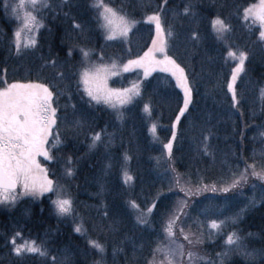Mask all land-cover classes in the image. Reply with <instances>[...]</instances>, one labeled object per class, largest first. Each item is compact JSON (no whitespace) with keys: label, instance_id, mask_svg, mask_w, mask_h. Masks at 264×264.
I'll return each instance as SVG.
<instances>
[{"label":"trees","instance_id":"16d2710c","mask_svg":"<svg viewBox=\"0 0 264 264\" xmlns=\"http://www.w3.org/2000/svg\"><path fill=\"white\" fill-rule=\"evenodd\" d=\"M258 1L103 0L135 21L127 40H108L101 10L94 7L96 0H47L50 7L34 13L43 25L33 30L36 44L21 46L18 54L13 33L19 21L10 8L5 12L0 0V87L4 81L49 87L59 118L49 140L60 136L56 147L48 145L52 159H38L55 191L26 198L18 185L22 198L15 205L0 204V264H53V257L55 264H148L157 244L168 242L164 228L181 201H187V207L174 231L175 239L185 246L184 264L189 250L204 257L197 264H220L217 253L224 250L231 232L244 238L249 251L264 249V180L252 176L248 167L264 168V41L259 26L244 18V9ZM17 2L8 0L10 5ZM156 13L165 34L172 32L166 37V53L184 69L192 94L169 155L164 143L171 135L182 93L168 73L155 71L141 80L140 95L118 109L103 102L89 105L80 82L86 67L115 64L119 70L145 52L154 29L144 19ZM216 19L223 20L228 31L218 34L213 28ZM81 49L89 53L87 59ZM229 51L247 57L234 85L235 107L227 87L235 66ZM140 76L134 69L118 72L108 79V87L126 88ZM77 120L79 128L74 127ZM96 133H101V141L90 148ZM246 169L247 181L228 192L186 197L181 191L205 185L222 189ZM125 172L132 177L127 182ZM57 199L71 200L70 213H58L53 203ZM237 214L235 224L229 221L222 232L209 235L212 219L222 221ZM140 216L148 223H138ZM78 226L80 232L75 231ZM181 228L185 233H202L203 242L191 248ZM17 232L21 233L18 243L35 241L47 256H17L11 244ZM90 240L103 245L105 252L92 248ZM116 249L120 251L114 255ZM225 264L250 262L233 252ZM254 264H264V257L257 256Z\"/></svg>","mask_w":264,"mask_h":264},{"label":"snow or ice","instance_id":"6c2138e0","mask_svg":"<svg viewBox=\"0 0 264 264\" xmlns=\"http://www.w3.org/2000/svg\"><path fill=\"white\" fill-rule=\"evenodd\" d=\"M50 7L47 0H18L17 3L10 5L8 0H4L5 12L11 9V15L20 22V27L13 33L15 37V45L17 53L23 47H32L36 44L33 30H39L43 25L37 19L34 14L40 8ZM94 7L100 9V19L103 21L102 27L106 30L108 35L106 39L113 40L118 36H127L130 29L134 26L135 21H130L126 16L121 15L117 10L108 7L103 0H96ZM190 6H186L184 11L188 13ZM245 20L251 18L254 23L258 22L260 25L259 38L264 41V0H259L258 5H251L244 9ZM149 21L155 22L157 39L153 40V47L144 53L143 57L137 60H130L127 65L124 66V71H128L130 66L143 67L145 70V76L150 74L151 71L157 70L170 72L176 79L177 86L184 92V105L179 109V115L176 117L177 122L180 121L181 116L184 115L188 109V105L191 101V88L189 87L188 80L184 75V69L181 68L173 59H171L165 49L167 47L166 37H170L172 32L169 30L165 34L164 29L161 26V17L157 15L149 16ZM79 28L80 25H75ZM213 28L222 34L228 31V26L223 20L216 19L213 21ZM24 34H27L25 38ZM195 38V35H194ZM85 59L88 58L89 53L81 49ZM156 53L163 56V59H157ZM71 55V52H69ZM228 56L233 59H238L239 63L232 70L231 81L228 82V91L232 93L233 106L238 104L234 85L237 80V76L244 70V62L246 60V54L240 52L237 55L236 52L229 51ZM53 64L55 62L53 61ZM116 65L111 66L99 65L86 67L80 73V82L84 85V92L88 96V103L94 101L96 103L103 102L104 104L112 107L113 109L121 108L127 104L132 103L133 99L140 95L139 86L133 85L131 88L126 89H112L108 87V79L110 76L117 75ZM63 76V73H60ZM261 95L264 96V89L261 90ZM75 107V106H73ZM145 111H148V106L145 105ZM122 118V113L117 112V119ZM57 109L53 107V92L49 90V87L43 84H22V83H7L3 82V87H0V204L15 205L20 193L17 192V187L22 186L23 195H32L35 197L38 194L44 192L55 191L53 181L48 179L46 169L42 168L37 160V157L43 156L45 160H51L48 145L51 143L52 147H56L60 143V136L57 134L54 138V142H50L49 137L53 133L54 127L58 121ZM81 121L74 122V127L79 128ZM173 124V128H175ZM155 128L153 127V131ZM175 131L173 132V139L175 138ZM264 135V133H262ZM207 140V137H205ZM101 141V133H96L92 137V143L90 148H95L97 142ZM165 148L171 153L172 144L169 142L165 145ZM205 151L207 149L205 148ZM127 159V157H125ZM252 169L251 175L260 180H264V168L257 170L255 165H249ZM67 174L72 175L71 169L67 171ZM125 181L131 180L132 177L125 172ZM248 179L247 169L241 173L238 177H234L230 184L222 189H217L215 186L209 188L205 185L200 187H182L181 191L184 192L186 197L199 195L203 191H222L228 192L232 188L237 187L242 182H246ZM56 205L59 214H67L71 211V200L69 199H57L53 201ZM255 204V201H252ZM136 207L135 203L132 204ZM187 207V201H181L179 209L168 219V222L164 228L166 233L167 243H158L152 250V259L148 264H184L185 246L184 244L177 243L175 239V227L180 219V214L183 213V209ZM152 209H148L151 213ZM242 212L244 209L241 210ZM239 219V214L235 217H229L225 220L218 221L212 219L208 223L210 230L209 235L212 232L220 233L223 228L231 221L235 224ZM138 223L147 224L148 221L143 216L138 217ZM75 231L80 232L81 228L78 226ZM181 234L185 241L191 248H195L197 245L203 242L201 233L196 235L184 232V229H180ZM251 236V234H249ZM21 233L17 232L11 240L12 251L17 256H22L25 253H35L40 256H47V251L42 246H38L35 241H24L23 243L17 242V237H20ZM244 238L237 235L235 232L227 234L225 240L224 250L217 253L220 259V264H225V260L235 252L242 255L246 261L250 264H254L257 256L264 257V249L248 250V247L243 242ZM89 244L92 248H95L99 253L103 254L105 248L103 245L95 240H90ZM120 249L114 250V255ZM187 264H197L198 260L204 259L197 252L189 250L187 251ZM53 264H55V257H53ZM100 264V262H98Z\"/></svg>","mask_w":264,"mask_h":264},{"label":"rangeland","instance_id":"374dc122","mask_svg":"<svg viewBox=\"0 0 264 264\" xmlns=\"http://www.w3.org/2000/svg\"><path fill=\"white\" fill-rule=\"evenodd\" d=\"M259 4V1L257 2V3H255L254 5H258ZM111 8V7H110ZM158 13H156V14H151V15H149V16H153V15H157ZM159 15V14H158ZM149 16H147L145 19H144V21H146V22H148V23H151L152 25H153V29H154V34H153V38H152V40H151V43H150V46L148 47V49L145 51V52H147L150 48H152L153 47V40L154 39H157V31H156V25H155V22H152V21H149L148 20V17ZM160 16V15H159ZM250 20H252L251 18H249ZM130 21H134V20H130ZM253 21V20H252ZM102 24H103V21L101 20V27H102ZM256 24L259 26V29H260V25H259V23L258 22H256ZM161 26H162V24H161ZM20 27V22H18L17 23V26H16V30L18 29ZM102 29H103V31H104V34H105V36H107L108 35V33L106 32V30L102 27ZM15 30V31H16ZM261 30V29H260ZM14 31V32H15ZM128 34H129V32H128ZM128 34H127V36H118L116 39H121V40H127V38H128ZM32 35H33V33H32ZM24 36H25V38H27V34H24ZM13 40H14V44H15V37H14V35H13ZM16 46V45H15ZM21 46H23V44L21 45ZM165 51H166V49H165ZM145 52H143L141 55H139L138 57H135V58H132V59H130V60H137V59H139L140 57H143L144 56V53ZM156 58L157 59H163V56L161 55V54H159V53H156ZM230 59H232V60H234V64H235V66H234V68L237 66V64L239 63V60L238 59H233V58H230ZM130 60H128V61H126L124 64H122V66L119 68V70H117V72H124V66L125 65H127L128 64V62L130 61ZM99 66V65H98ZM138 70L139 71V73H140V80H136V81H134L133 82V84H131L130 86H128V87H126V88H131L134 84L135 85H138L139 86V92H140V89H141V80H143V79H145V78H147L151 73H153V72H155V71H160L158 68H157V70H155V71H151L150 72V74H148L147 76H145V70H144V68L143 67H136V66H130L129 67V70L128 71H130V70ZM125 72H127V71H125ZM160 72H165V71H160ZM166 73H168L173 79H174V81H175V83H176V79H175V77L170 73V72H166ZM184 75H185V73H184ZM111 77V76H110ZM186 77V76H185ZM13 83H17V82H13ZM10 84V83H9ZM22 84H28V83H22ZM34 84H38V83H34ZM83 85V84H82ZM176 85H177V83H176ZM178 87V86H177ZM83 88H84V85H83ZM126 88H123V89H126ZM179 88V87H178ZM180 89V91H181V93H182V104H181V107H183V105H184V92H183V90L181 89V88H179ZM191 100H192V94H191ZM190 104H191V101H190V103H189V105H188V108H189V106H190ZM180 107V108H181ZM188 110V109H187ZM186 110V111H187ZM185 111V112H186ZM148 111H146V113H147ZM180 113H179V111H178V114L176 115V117L179 115ZM185 114V113H184ZM173 124H175L176 126H175V128H173ZM177 126H178V122H177V120H176V118H175V120L173 121V123H172V132H171V135H170V137H169V139L164 143V149H165V151H166V153L169 155L170 153H169V151L165 148V145L166 144H168L169 142H171V144H172V147H173V142H174V139H173V132L175 131V134H176V129H177ZM153 127H154V125L153 124H150V127H149V131H150V133H151V135L152 136H155L156 135V130H154L153 131ZM155 128V127H154ZM172 151V150H171ZM43 157V156H42ZM39 159V157L37 158V160ZM19 188L21 189V195H23L22 193H23V188H22V186H19ZM203 192H205V191H203ZM45 193V192H44ZM202 193V192H201ZM20 195V197L19 198H17V200L18 199H20V198H22V196ZM42 194H38V195H36L35 197H33L32 195H23V197H26V198H37L38 196H41ZM178 211V209L176 210V212ZM177 241V243H178V239L176 240Z\"/></svg>","mask_w":264,"mask_h":264},{"label":"flooded vegetation","instance_id":"af4514ba","mask_svg":"<svg viewBox=\"0 0 264 264\" xmlns=\"http://www.w3.org/2000/svg\"><path fill=\"white\" fill-rule=\"evenodd\" d=\"M38 158V157H37Z\"/></svg>","mask_w":264,"mask_h":264}]
</instances>
